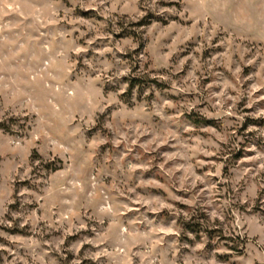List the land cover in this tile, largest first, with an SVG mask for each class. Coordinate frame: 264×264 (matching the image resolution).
Returning <instances> with one entry per match:
<instances>
[{"label":"rangeland","instance_id":"rangeland-1","mask_svg":"<svg viewBox=\"0 0 264 264\" xmlns=\"http://www.w3.org/2000/svg\"><path fill=\"white\" fill-rule=\"evenodd\" d=\"M0 264H264V0H0Z\"/></svg>","mask_w":264,"mask_h":264}]
</instances>
